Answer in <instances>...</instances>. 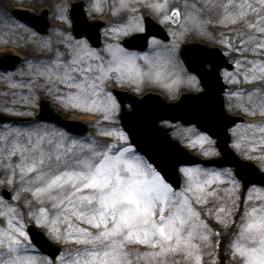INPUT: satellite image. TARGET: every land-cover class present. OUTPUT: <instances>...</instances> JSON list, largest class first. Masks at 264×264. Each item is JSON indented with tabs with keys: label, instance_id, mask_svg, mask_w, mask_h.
I'll return each instance as SVG.
<instances>
[{
	"label": "snow or ice",
	"instance_id": "obj_1",
	"mask_svg": "<svg viewBox=\"0 0 264 264\" xmlns=\"http://www.w3.org/2000/svg\"><path fill=\"white\" fill-rule=\"evenodd\" d=\"M112 3L111 11L125 12L129 20L112 26L116 40L121 33L145 30L144 17L138 14L143 8L160 15L161 22L179 24L183 18L181 30L174 33L177 39L192 28L206 30L212 23H240L241 28L230 29L236 44L231 39L223 42L241 54L235 63L244 70L243 80L260 84L253 83L247 93L237 89L229 95L245 112L264 115V0H185L183 12L180 7H171L169 0ZM91 9L102 12V0H93ZM60 19L69 18L61 15ZM13 25L21 27L16 21ZM152 44L156 47L149 53L108 43L104 56L82 37L68 42L66 51L53 47V56L29 62L28 71L18 70L20 76L28 78L23 83L13 81L12 74L4 79L28 89L23 99L27 107H35L44 92L65 109L100 113L101 119L112 120L120 104L107 89L110 81L134 85L137 91L146 81H166L170 88L183 82L184 68L176 57L175 42L162 45L153 37ZM246 52L254 55L249 58ZM228 75L233 81L240 80L239 74ZM186 82L199 84L191 75ZM27 114L35 116L34 112ZM231 132L233 148L246 159L264 164V120L237 124ZM101 134L114 139L78 136L42 120L29 122L26 127L6 126L0 132V218L4 220L0 224V264H42L21 204L28 209L27 217L46 229L52 240L77 245L67 254L61 252L56 261L43 258V264H204L205 247L211 249L209 256L216 253L215 264H219L220 241H213L212 236L221 233L210 230L202 213L211 216L215 212V219L225 227L235 222L232 218L239 197L234 192L240 182L232 169L183 166L186 179L176 188L159 163L150 162L137 150L123 128H104ZM186 142L198 145L204 155L217 154L207 131ZM225 179L233 186L231 204L212 187ZM253 193L256 200L264 201V188L253 185L248 189L240 231L229 245L235 264H264V202L249 203L254 201ZM213 198L222 202L207 207Z\"/></svg>",
	"mask_w": 264,
	"mask_h": 264
},
{
	"label": "rangeland",
	"instance_id": "obj_2",
	"mask_svg": "<svg viewBox=\"0 0 264 264\" xmlns=\"http://www.w3.org/2000/svg\"><path fill=\"white\" fill-rule=\"evenodd\" d=\"M72 1H75V0H0V19L5 20V19H9V17H11L10 20L12 22L16 21L19 25H21V27L18 28L19 30L13 29V27H15V26H13L12 29H10V30L9 29L8 30H0V55L3 53H6V52H11V53L19 54L23 58L17 64V66L15 67L14 70L7 71V72L0 71V112L1 113L15 115V116H25V117L36 118L37 113H38V105H39L40 100H42V99H46L47 101H49L51 107L57 113H59L62 116L77 118V115L79 116V115L85 114V113H93V112H86V111H82V110H78V109H71V110L65 109L51 95L44 93V92H41L39 102L35 107H27L26 105H24L23 99L26 97L28 89L20 87L18 85H15L14 83L9 82V81L4 79V77L7 74H12V80L13 81L19 80L21 83H23L24 81H26L23 79L24 78L28 79V78L20 76L18 70L23 69L24 71H28L29 69H28L27 65L29 62L36 63L39 60H45L48 57L53 56L54 53L46 51V49L48 48V47H46V44L52 45V43H53L52 42L53 37H55V34H53V31H56V34H57V32H60L61 35H63V34L66 35L64 39H61L63 41V43H66V45L68 42L74 43L75 40H79L73 36L72 30H71V20L69 18V8H70V4ZM102 1L105 2V3L102 2L103 6H104V10L102 12H94L91 9V4L93 3V0H83L85 13H86V16L89 20H95L98 17H102L106 22L105 26L101 29L102 44L99 48H95V49L100 50L102 55L107 56V53L105 51L106 44H108V43H120L121 44V41L124 37H126L129 34L134 33V32H129L128 34L121 33L119 35V40H116L115 34H111V30H112L113 25H119V20H117L118 18H115V17L119 16L123 12H121L120 14L114 13L113 11H111V8L113 7V3L108 2L111 0H102ZM171 1L174 2V0H169V4L171 7H180L181 11L182 12L184 11L185 0H179L180 4H178V5H172ZM135 2H136V0H134V3ZM15 6L30 8L34 11V13H39L41 11V8L47 7L49 10L48 11V19L50 22L49 31H47V33H45V34H40V33L36 32L33 28L27 26L26 24H24L23 22H21L17 18L13 17L12 9ZM5 12L8 14L7 16L5 15ZM138 14H142L143 16L145 14H149L158 23H160L165 29H167V31L170 34V40L167 42H162L160 40H158V41H160V43L162 45H171V44H173V42H175L176 57L178 58V60L180 61L181 65L184 68V72L181 73V75L184 77V80H183V82H180L178 84L173 85L171 88L166 86V82H164V81H161V82L146 81L141 86V89L139 91L136 90V87L134 85L121 86L118 82L110 81L107 85V89L109 91H111L113 87H124V88L132 91L134 94L141 96L147 89L148 90H155V91H159L161 94H163V97L168 101L177 98L179 93L182 90L189 91V92L198 91L200 89L199 84L198 85H192V84H189L186 82L187 76H189V75L194 76V75L190 74L187 71V69L185 68V66L183 65V63L179 57V50H180L181 44L184 42H188V41H195L196 40V41H200L202 43L204 42L208 45L219 46L222 49L223 53L231 59V63L233 62L232 63L233 68L229 69V70L230 71L234 70L235 66H236V69H238L235 62L240 59L241 54L234 51L232 48H229L228 45L226 43H224L223 41H224V39H226V40L231 39L232 43L235 44L236 40L233 37V33H232V31H230V29L241 28L242 25L240 23H233V24L212 23V24H209L206 26V30H201L200 28H192L190 31L185 32L179 39H177V37L174 35V33L179 32L181 30V25H183L185 23L183 18L180 19L179 24H173L171 21L161 22V16L156 14L155 12H153L149 8L141 9V12ZM61 15H66L69 19L67 21L61 20L60 19ZM214 16H215V14H214ZM215 18H216V16L213 19L215 20ZM249 18L250 19L252 18L251 15L249 16ZM142 23H143V21H142ZM136 32H139V31H136ZM51 34H53V37ZM210 34H212V36ZM69 37H71V41H69ZM207 38H210V39H207ZM151 44H152V39H150L149 47H151ZM149 47L144 52L151 53L152 51L149 50ZM244 55H247V56H249V58H251L254 54L250 53V52H246V53H244ZM141 61H143V60L141 59ZM238 72L236 74H238ZM228 73L229 72H226V73H224V75L227 76ZM226 76H224V79L227 81V83L231 84V88H230L229 92H227V94L225 95L226 110L232 114H239V115H243V116H246L249 118H256V121L264 120V115L259 114V112L255 116L251 115L250 113L245 112L241 107H239L238 103L235 102L236 98L230 97V95H229L230 92L236 91L235 89L237 86L234 87L235 86L234 84L243 83L244 88L242 87V89L245 91V93H247L248 91L252 90L253 83H255L256 85H259L260 82L259 81L246 82L243 79L236 82V81H233L232 77L228 78ZM61 87H65V86L61 85ZM237 88H239V87H237ZM2 89L7 92V94L5 96L1 95L2 91H3ZM239 89H241V88H239ZM6 92H4V94ZM8 93H10V94L7 98ZM13 94H15V95H13ZM28 112H34L35 116L28 115L27 114ZM119 113H120V110L118 113L115 114V119H112V120H103L100 118L101 117L100 113H93V114H96L98 116V118L96 120L90 122V123H87L88 131L83 136L91 135L100 141L114 139V137L103 136L101 134V131L104 128H109V129L110 128H122L120 125V122H119ZM238 124H243V123H238ZM162 125L170 127L172 129V132H173V134H172L173 138L176 139L183 147H185L191 153H194V154H196L202 158H210V157L218 156V150H217L216 144H214V147L216 148V151H217L216 155H204L203 151L201 150V148L198 145L196 147H193L186 142L188 139H191L195 134H198L199 132H201L195 126H193V125H191V126L187 125L186 126V125L181 124L179 122H176V123L163 122ZM6 126H9V125H0V132H2ZM10 127H12V126H10ZM230 135H231L230 145L233 148L232 141H233L234 137H233V133L231 132V130H230ZM213 141H215V140L213 139ZM233 150L241 158L248 160L245 157H243L235 148H233ZM250 161H253L258 166V168L264 172V164H262L259 160L252 159ZM194 166H197V165H194ZM198 166H200L201 168H207V169L215 168L218 170L230 168V167H210V166L207 167V166H203V165H198ZM181 168H180V175H181V186H182L184 184V181L186 178H185L184 174L181 172ZM230 169H232V168H230ZM232 172L234 174L233 169H232ZM0 178H3L2 173H0ZM227 180H230V179H227ZM221 183H222V181H218L216 184L212 185V187L219 188ZM1 186L2 185H0V187ZM252 186H249L248 188H243L242 184L240 183V186L237 189L240 196L248 193V189ZM254 186H256L258 188H263V187L258 186V185H254ZM219 200H220L219 198H213V199H211L209 205L216 203ZM209 205H207V207ZM199 207H201L203 209L206 206H199ZM24 212H25V223L26 224H28V223L33 224L34 226H36L34 224V222H32L27 217V215H26L27 211H24ZM202 215H203V218L205 220H208V217L204 213H202ZM3 223H4V220H3ZM84 226H87V225H84ZM36 227L43 230V232L46 234V236L51 241H53L59 245L64 246L62 252H64L65 254H67V252L69 250L77 247V245H75L71 242L70 243H63V242L54 241L47 234L46 229L38 227V226H36ZM229 229H231L230 226L224 227L222 232H227ZM239 231H240V229L238 228V230L235 234H238ZM235 238L236 237H234V240H235ZM206 251L207 250L204 249V257L207 254ZM37 253H40L39 255L42 258V262H43V258H48V259H51L53 261H56L57 257H59V256H57L54 259V258H50L49 256H47L45 254H41V252H39V251ZM230 254H231V251H230ZM57 264H58V261H57ZM230 264H235V262H231Z\"/></svg>",
	"mask_w": 264,
	"mask_h": 264
},
{
	"label": "water",
	"instance_id": "obj_3",
	"mask_svg": "<svg viewBox=\"0 0 264 264\" xmlns=\"http://www.w3.org/2000/svg\"><path fill=\"white\" fill-rule=\"evenodd\" d=\"M15 14L36 26L40 31L47 29L46 12L40 16L32 15L25 11H15ZM71 17L77 36L86 32L93 42L99 39L97 34L98 24L87 22L81 4H74ZM146 32L125 40L128 47L145 48L147 38L156 35L167 39L166 32L150 18H146ZM184 59L191 71L196 72L201 80L204 90L198 94H187L177 103L167 104L157 96L148 95L142 100L136 98L132 102L133 109L123 113L124 125L129 130L133 143L142 150L148 158L159 165L171 177L170 182H178L177 167L181 163H196L199 158L190 155L175 142H172L166 134V130L160 128L157 123L162 118L172 120L180 119L184 122H194L202 130L207 131L217 138L221 157L215 163L219 165H231L235 167L236 175L241 179L245 187L253 183L264 185V174L252 163L242 161L228 146L229 134L227 129L240 120L231 116L224 110L222 93L228 89L220 77L219 68L229 66L225 57L217 48H207L198 44L188 46L184 51ZM19 61L15 56L5 55L0 58V68L9 69ZM209 61L213 68L207 69L203 62ZM41 117H56L48 109L47 103L41 104ZM0 116V121L3 120ZM64 122V121H61ZM68 127L72 128V126ZM34 243L43 251L55 255L57 249L47 242L45 237L32 226L29 227Z\"/></svg>",
	"mask_w": 264,
	"mask_h": 264
},
{
	"label": "bare ground",
	"instance_id": "obj_4",
	"mask_svg": "<svg viewBox=\"0 0 264 264\" xmlns=\"http://www.w3.org/2000/svg\"><path fill=\"white\" fill-rule=\"evenodd\" d=\"M102 2L105 3L104 1H102ZM108 2H112V0L111 1H108ZM171 3H172V5H178V4H180L179 0H174V2L171 1ZM211 15H212L213 18L215 17L213 13ZM115 18H118L117 20H119V25L120 24H125V23H128L129 22V20H128V14L125 13V12L121 13L119 16H117ZM13 26H14L13 25V22L10 19H5V20L0 19V30H8V29L10 30V29H12ZM49 27H50V25H49ZM18 28L19 27H16V26L13 27V29H15V30H19ZM53 34H55V37H53ZM53 34H51L52 37H53V41H52L53 43L51 42L52 43V45H51L52 47H48L46 49V51H49V52H52L53 53V51H52V48L53 47L54 48H58L60 51H66L67 45H66V43H63V41L61 40V39H64L66 35L63 34L64 35L63 36V35L60 34V32H57V34H56V31H53ZM210 35L212 36V34H210ZM207 39H210V38H207ZM224 40H226V39H224ZM235 44H236V42H235ZM155 47H156V45L151 44V47H149V50L153 51L155 49ZM140 63L142 65H144V61H140ZM233 71L234 72H232V73H237L239 71L238 74H242L244 70L243 69H236L235 68ZM228 74L226 76L223 73L222 74L223 79H224V76H226L228 78H231V76L228 75ZM23 80H26V78H24ZM164 82H166V81H164ZM166 84H167V82H166ZM4 92H6V91H4V90L2 91V94H1L2 96H5L7 94V92L5 94H4ZM9 94L10 93H8L7 98L9 96ZM76 119H78L80 121H84L83 119H86L87 120L88 119V116H81V115L78 116L77 115V118ZM9 126H12V125H9ZM26 126H28V125L12 126V127H26ZM167 130H169L168 131V135L172 139H174L173 136H172V134H173L172 129L169 127V128H167ZM174 140H176V139H174ZM0 173L3 174V169H0ZM232 187L233 186L231 184V181L225 179V180L222 181V183L220 184V186L218 188V192L220 194L219 196L226 198V201L229 204H231L230 192L232 190ZM234 195L237 196V197H239V205H238V209H237V212H236L235 216L232 218L235 222H233V223H231L229 225L231 227V229H229L227 232H222V230H223V228L225 226L220 221H217L215 219V212H213V215H211V216L207 215V212L206 211L203 212L208 217V220H206V221L208 222V224L210 226V230H218L221 233L220 236H215V235L212 236V240L213 241H216V240L220 241V247L218 249L219 264H230L231 262H235V261H233V259L231 257V254H230V251L231 250L229 248V245H230V242L231 241H234V237H235L234 235H235V233L237 232V230L239 228L238 227V224H239V220H240V215L244 211V205H245V202L247 201L248 193L240 196L238 190H236L234 192ZM256 196H257V194L256 193H253L254 201L249 202V203H253V202H255V203L264 202V201L256 200L255 199ZM221 202L222 201L219 200L216 203L210 204L208 207H212L213 205H217L218 206ZM33 203L36 204L37 202L36 201H33ZM21 207L24 209V211H27L28 210L26 208V206H24L23 204H21ZM2 223H3V218H0V224H2ZM204 249L207 250L206 251L207 254L203 258L204 264H215L216 253H213L212 256H209L208 253L211 251V249L208 248V247H205ZM236 259L238 260L239 257H237Z\"/></svg>",
	"mask_w": 264,
	"mask_h": 264
}]
</instances>
